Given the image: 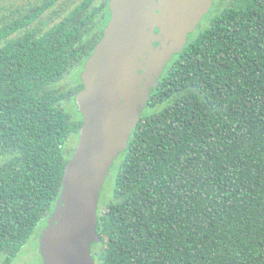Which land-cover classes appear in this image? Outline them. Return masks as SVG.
I'll list each match as a JSON object with an SVG mask.
<instances>
[{"label":"trees","instance_id":"16d2710c","mask_svg":"<svg viewBox=\"0 0 264 264\" xmlns=\"http://www.w3.org/2000/svg\"><path fill=\"white\" fill-rule=\"evenodd\" d=\"M58 3L0 0V264L55 211L82 127L67 102L109 19ZM228 3L168 64L115 161L96 264H264V0Z\"/></svg>","mask_w":264,"mask_h":264},{"label":"water","instance_id":"95a60500","mask_svg":"<svg viewBox=\"0 0 264 264\" xmlns=\"http://www.w3.org/2000/svg\"><path fill=\"white\" fill-rule=\"evenodd\" d=\"M216 0H111V21L75 96L83 125L62 193L42 234L44 264H96L98 209L107 178L142 120L167 66Z\"/></svg>","mask_w":264,"mask_h":264},{"label":"rangeland","instance_id":"374dc122","mask_svg":"<svg viewBox=\"0 0 264 264\" xmlns=\"http://www.w3.org/2000/svg\"><path fill=\"white\" fill-rule=\"evenodd\" d=\"M220 1H222L225 6L230 4V3H227L229 0H220ZM64 6L72 7V0H60L59 3L57 4L58 8H62ZM206 19L207 18H205L203 20V22H201L202 23L201 27L204 24H207L208 19L207 20ZM76 75H78V74H76ZM80 77H81V75H80ZM76 82H77V78L75 77L72 79L73 87L75 86L74 84H76ZM62 85L64 88H68V86L70 85L69 78H66L63 81ZM67 109L73 114V116L75 118L79 117L77 115V112H76L77 105H76V102L73 98L68 100ZM78 140H79V138L76 135H73L69 141V145H68L69 148L71 147L72 150H75L76 145L78 143ZM110 185H112V172H110V174L107 178V181L105 183V189L107 190ZM48 221L49 220L43 219L40 222V224L34 230L31 238L28 241V243L23 247V249L20 251V253L18 254V256L16 257V259L13 261L12 264H44L43 258L41 256L40 240H41L43 232L45 231V229L48 226Z\"/></svg>","mask_w":264,"mask_h":264},{"label":"flooded vegetation","instance_id":"af4514ba","mask_svg":"<svg viewBox=\"0 0 264 264\" xmlns=\"http://www.w3.org/2000/svg\"><path fill=\"white\" fill-rule=\"evenodd\" d=\"M60 1V0H59ZM229 1H232V0H229ZM228 1V2H229ZM110 2H111V0H72V11L77 7V6H79V5H81V6H84V9H85V11L86 12H89L93 17H95V19H98V16H101V18H102V20H104L105 18H106V16L107 15H109V19H108V21L106 22V24L104 25V29H103V35H104V31L106 30V28H107V26L109 25V23H110V21H111V16H112V13H111V10H110ZM219 2H220V0H216L215 1V3H214V5H213V8H212V10H214L215 8H217V6H218V4H219ZM227 2V3H228ZM211 10V11H212ZM206 18V17H205ZM204 18V19H205ZM203 19V20H204ZM203 22V21H202ZM202 24V23H201ZM201 26V25H200ZM200 26H199V28H200ZM198 28V29H199ZM103 35H102V37H103ZM102 37H101V39H102ZM100 39V40H101ZM100 40L97 42V44L95 45V47H94V50H93V52L95 51V48H96V46L98 45V43L100 42ZM93 52H92V54H93ZM91 54V55H92ZM90 55V56H91ZM90 56H89V58H90ZM88 58V59H89ZM88 59H87V61H88ZM87 61H86V63H87ZM86 63H85V65H86ZM85 65H84V67H85ZM83 71H84V68H83V70H82V72H81V75H82V73H83ZM81 88L78 90V91H76L75 92V94H74V100H75V96H76V94L79 92V91H81L82 89H83V85H82V80H81ZM78 108V107H77ZM79 111V110H78ZM80 113V112H79ZM80 115L82 116V114L80 113ZM82 125H83V116H82Z\"/></svg>","mask_w":264,"mask_h":264}]
</instances>
